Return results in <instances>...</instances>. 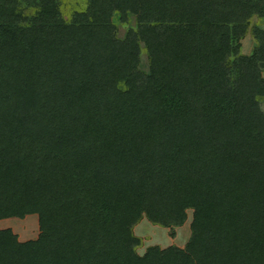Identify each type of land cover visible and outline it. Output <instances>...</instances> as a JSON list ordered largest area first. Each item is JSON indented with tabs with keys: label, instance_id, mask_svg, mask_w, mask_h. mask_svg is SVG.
Here are the masks:
<instances>
[{
	"label": "trees",
	"instance_id": "1",
	"mask_svg": "<svg viewBox=\"0 0 264 264\" xmlns=\"http://www.w3.org/2000/svg\"><path fill=\"white\" fill-rule=\"evenodd\" d=\"M232 1L88 0L68 22L0 0V216L49 203L37 240L0 230V264H264V30L241 44L264 10ZM188 210L184 249L138 254L144 217L174 237Z\"/></svg>",
	"mask_w": 264,
	"mask_h": 264
},
{
	"label": "rangeland",
	"instance_id": "2",
	"mask_svg": "<svg viewBox=\"0 0 264 264\" xmlns=\"http://www.w3.org/2000/svg\"><path fill=\"white\" fill-rule=\"evenodd\" d=\"M17 1L29 7H36L42 3V0ZM87 2L88 0H54V5H58L60 14L69 22L73 14L84 8ZM232 7L235 9H251L254 12H259L260 10H264V0H233ZM31 8L26 11L27 14L32 12ZM128 17V21L124 22L121 19V15L116 13L112 19L120 39H124L129 29L135 28L137 25L135 16L129 14ZM257 27L264 30V19L254 16L248 34L241 41L242 53L245 55H251L256 48L257 44L253 36V28ZM140 69L145 73L149 72V61L145 52H143L141 57ZM262 109L264 112V102L262 103ZM48 211L49 203L46 201L38 208L30 209L25 212L24 218H21L17 213H12L8 216H0V230L12 229L21 242L37 240L40 235V218L48 213ZM193 213V210L187 211V220L184 225L173 229L175 233L174 237L171 235L172 230L170 228L154 225L144 217L133 230L135 236L141 241L140 245L137 247L138 254L144 256L147 250L152 247L167 249L171 246H176L184 249L190 242L192 236L191 224L193 221Z\"/></svg>",
	"mask_w": 264,
	"mask_h": 264
}]
</instances>
